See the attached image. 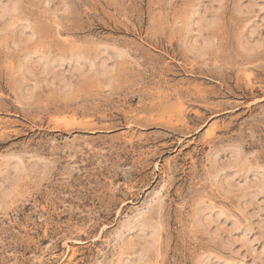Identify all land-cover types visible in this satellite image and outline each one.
I'll return each instance as SVG.
<instances>
[{
    "label": "rangeland",
    "instance_id": "rangeland-1",
    "mask_svg": "<svg viewBox=\"0 0 264 264\" xmlns=\"http://www.w3.org/2000/svg\"><path fill=\"white\" fill-rule=\"evenodd\" d=\"M0 264H264V0H0Z\"/></svg>",
    "mask_w": 264,
    "mask_h": 264
},
{
    "label": "bare ground",
    "instance_id": "bare-ground-1",
    "mask_svg": "<svg viewBox=\"0 0 264 264\" xmlns=\"http://www.w3.org/2000/svg\"><path fill=\"white\" fill-rule=\"evenodd\" d=\"M3 12V11H2Z\"/></svg>",
    "mask_w": 264,
    "mask_h": 264
}]
</instances>
